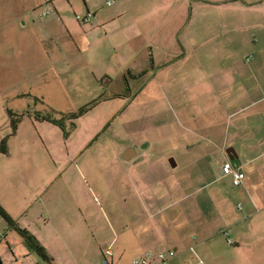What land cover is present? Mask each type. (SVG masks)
<instances>
[{"label":"rangeland","instance_id":"374dc122","mask_svg":"<svg viewBox=\"0 0 264 264\" xmlns=\"http://www.w3.org/2000/svg\"><path fill=\"white\" fill-rule=\"evenodd\" d=\"M60 1L67 3V0ZM70 1L74 6H84V0ZM95 1L106 6L108 0ZM258 7L261 10L252 14L234 12V20L239 27L249 26L248 35L251 38H255L259 32L264 34V4ZM16 13V0H0V142L8 138L9 148L8 154L0 153V206L17 226L28 228L45 241L55 258L52 264H97L102 258V249L106 247L114 251L116 258L119 252L124 254L118 264H133L139 254L128 239L129 230L134 231V224L131 223H134L135 218H128L129 228H123L128 212L139 206L134 189L129 190L133 186L132 180H138V172L145 173L144 176L151 181L167 178L159 166V160L170 154L178 160L185 157L183 141L190 140L188 136L183 137L185 134L179 128L181 116L176 113L178 101L175 99H179L183 89H191L190 92L196 96L201 95L204 104H210L209 95L220 93L221 87L218 86L214 92L205 85L195 86V81L201 77L198 80L206 78L217 85L216 82L226 79L229 74L235 77L244 75L250 52L245 49L237 51L236 59L244 65L239 63L237 66L234 64V52L225 48L227 45L219 46L221 48L216 50L208 48L218 39L214 38L215 32L212 34L215 26L210 24V12L203 10L209 19L205 17L197 29L201 30L204 42L210 40L208 47L203 46L185 64L171 67L169 71H163L164 75L160 74L159 80L166 78L170 83L165 88L169 96L163 95L160 87L153 92L152 101L141 99L127 106L122 113L119 108L123 102L114 98L125 95L126 86L122 93L124 81L119 76L120 67L116 61L109 64L114 74L113 82H97L87 63V55L72 48L62 52L49 50L48 53L43 48L41 56L36 53L35 59L41 61L40 79L28 81L23 73L26 72L25 64L33 56L25 54L23 47L20 49L19 43L23 37L19 30H10V18ZM257 22L260 25L254 24ZM142 39H137V42ZM232 64L234 67L231 69ZM94 69L103 71L98 67ZM263 74L264 70L261 69L260 76ZM132 92L131 89L127 97ZM190 92L185 90L187 95ZM84 107L92 109L80 118L71 119L74 113ZM152 110H155V116H160L153 124L167 123V129L147 128V121L151 117L145 119L142 115ZM10 111L23 115L16 134L11 127ZM37 115L61 121L64 130L59 125L39 120ZM141 116L144 120H139ZM208 121L209 118L203 119V123ZM149 142L156 143V146L150 151L153 156L149 158L148 165L145 163L136 173H131L133 164L124 161V152ZM206 165L202 167L209 174L210 168ZM183 168L185 166L181 165L175 171L176 175L171 174V177L176 179L195 175L193 166L187 171ZM225 182H230L225 190L233 206L230 208L238 215H234V211L233 214L230 212L234 216L230 219L223 215L217 220V230L212 232L215 233L213 240L222 242L220 263L252 264L256 261L255 253L263 244L254 246V254L252 252L249 255L245 248L242 247L243 250L237 253L235 246L227 243L228 239L235 240L239 233H246V230L242 231L241 225L234 224L238 221L236 216H244V212L238 210L239 205H243L239 198L242 187H233L230 179ZM197 189L194 186L186 189L185 193L190 199L184 202L187 206L194 199L207 202L208 191L198 193ZM203 207L212 208L207 203ZM223 219L227 222H220ZM0 254L6 264H13L16 258V264H50L28 248L22 235L9 226L1 213ZM204 259L201 258L204 263L211 264ZM194 260L198 261L197 258ZM257 263L264 264L261 261ZM173 264L186 263L182 257L174 260Z\"/></svg>","mask_w":264,"mask_h":264},{"label":"crops","instance_id":"0c3cea01","mask_svg":"<svg viewBox=\"0 0 264 264\" xmlns=\"http://www.w3.org/2000/svg\"><path fill=\"white\" fill-rule=\"evenodd\" d=\"M109 1L104 6L95 0H84V6L76 7L70 0L67 3L60 0H16L17 13L10 18V30H19L23 37L20 39V49L23 47L25 54L33 56L25 64L26 72L23 75L28 81L40 79L41 61L39 58L36 61L35 59L36 53L41 56L43 48L46 53L49 50L62 52L72 48L87 55V63L91 66L93 79L97 82H113L114 74L111 73L109 64L116 61L120 67L119 76L124 81L122 93L125 91L126 78L133 90L130 97L114 98L123 102L119 108L123 113L127 106H132L141 99L152 101V96L155 95L153 92L160 87L163 95L169 96L170 93L165 88L170 83L166 78L162 81L158 78L160 74L164 75L163 71L188 62L203 46L208 47L210 40L204 42L201 30L198 31L197 27L201 26L200 23H203L205 17L209 19L208 14H203V10L209 11L210 24L215 26L212 34L215 32L214 38L218 40L208 48L216 50L221 48L219 46L227 45L225 48L234 52V64L237 66L239 63L242 65L236 59L237 51L245 49L250 52L244 68L245 74L237 77L229 74L226 79L216 82L217 85H213L206 78L198 80L201 78L199 77L195 81L197 83H194L195 86L205 85L214 92L218 86L221 87L220 93L209 95L210 104H204L200 99L201 95L196 96L190 92L191 89L181 91L179 99H175L178 101L176 113L181 116L178 124L185 134L183 137L193 139L183 141V156L187 159L181 157L178 160L175 156H170L171 154L169 157H162L159 166L167 177L165 179L151 181L143 172L136 174L138 180H132L133 186L129 190L134 189L139 206L128 212L129 216L127 214L123 228H129L128 218H135L134 223H131L134 224L135 232L129 230L128 240H131L139 257L149 250L161 252L172 249L178 252L176 259L183 257L186 264H193L196 254L209 260L211 264H221L222 242L213 240L215 233L212 232L217 230L215 225L223 215L229 219L234 217L230 212L233 214L234 211V215H238L230 208L233 206L225 191L228 184L230 185V182H225L227 179H230L234 187L232 176L223 172V167L231 162L247 176L241 186L242 192L239 191L243 207L238 210L243 211L244 216H236L238 221L234 223L241 225L242 231L246 230V233H239L232 240L233 244L229 243V239L227 243L235 246L237 253L245 248L249 255L252 252L254 254V246L263 244L255 253L256 261L252 264L264 262V74L260 76V70H264V34L259 32L255 38H251L248 35L249 26L239 27L234 20L235 11L251 14L259 12L261 8L258 6L264 2L114 0L115 5H109ZM113 6L115 8H110ZM106 7L110 10H104ZM89 12L94 13L91 23L77 20V15L85 16ZM46 13L48 14L43 16ZM254 24L260 25L258 22ZM139 38L143 39L138 43ZM11 42L13 46V40ZM94 67L103 71L98 70L101 72L99 73ZM143 72L146 74L139 77ZM185 90L190 94L187 95ZM154 112L152 110L142 115L145 119L151 117L147 121V128L167 129V123L161 122L157 126L153 124L160 118ZM142 116L139 120H144ZM205 118H209V121L203 123ZM155 146L156 143L149 142L124 152V161L133 164L130 167L131 173H136L145 163L148 165L149 158L153 156L150 151ZM205 164L210 168L209 174L202 167ZM181 165L185 166L184 171L193 166L195 175L172 178L171 174L176 175L175 171ZM193 186L198 188V193L208 191L207 202L194 199L188 206L184 203L190 200L185 193L186 189ZM206 203L211 204L212 208L204 209L203 205ZM220 222L226 223L227 220ZM22 229L35 236L46 249L49 260L39 257L52 264L55 258L45 241L28 228ZM101 253L102 256L103 249ZM123 255L119 252L116 258L114 254L113 264H118ZM0 256L6 264L4 257L1 254ZM17 261L16 258L12 263L16 264Z\"/></svg>","mask_w":264,"mask_h":264},{"label":"built area","instance_id":"2783aa9c","mask_svg":"<svg viewBox=\"0 0 264 264\" xmlns=\"http://www.w3.org/2000/svg\"><path fill=\"white\" fill-rule=\"evenodd\" d=\"M109 5L114 4V0H110L108 2ZM48 13L44 14L43 16H46ZM94 17V13L89 12L85 16L77 15L76 18L78 21H82L85 23H91ZM223 172L230 174L232 176V182L234 187H241L246 180V174L240 170L235 168L231 162H229L225 167H223ZM242 206L239 205V208ZM196 239V238H194ZM229 243L233 244L232 239H229ZM192 251L195 252L194 248H192ZM178 255V252L176 250H166L161 252H154L152 250H149L145 252L142 256L134 259L133 264H173V261L176 259ZM197 262L195 264H205L203 260L200 259V257L196 254ZM113 258H114V251L106 247L103 249V255L101 260L97 264H113Z\"/></svg>","mask_w":264,"mask_h":264},{"label":"trees","instance_id":"16d2710c","mask_svg":"<svg viewBox=\"0 0 264 264\" xmlns=\"http://www.w3.org/2000/svg\"><path fill=\"white\" fill-rule=\"evenodd\" d=\"M146 72H143L139 74V77L145 75ZM125 84H126V93L125 95L121 97H127L131 93V86L129 84L128 79H125ZM92 109V107H84L79 110L78 113H74L71 116V119H77L85 115L87 112H89ZM11 116V127L13 128V133L16 134L19 124L21 123L23 119V115H17L13 113L12 111L9 112ZM15 116V117H14ZM41 121H49L50 123H53L55 125H59L62 129L64 128V125L61 121H56V120H51L48 117H41L37 115V117ZM64 130V129H63ZM0 153L3 154H8L9 153V148H8V138H3L0 142ZM0 213L4 217V219L7 221L10 227H14L25 239V243L28 246L29 249L35 251L41 258L44 260H49L48 254L46 249L38 242V240L33 236L28 230L22 229L13 220V218L0 206ZM0 264H4L2 257L0 256Z\"/></svg>","mask_w":264,"mask_h":264}]
</instances>
